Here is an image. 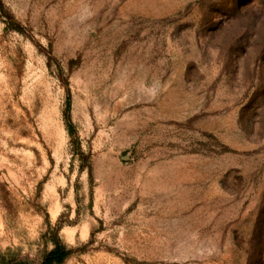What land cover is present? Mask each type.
I'll use <instances>...</instances> for the list:
<instances>
[{
  "label": "rangeland",
  "instance_id": "374dc122",
  "mask_svg": "<svg viewBox=\"0 0 264 264\" xmlns=\"http://www.w3.org/2000/svg\"><path fill=\"white\" fill-rule=\"evenodd\" d=\"M54 251L264 264V0H0V264Z\"/></svg>",
  "mask_w": 264,
  "mask_h": 264
},
{
  "label": "trees",
  "instance_id": "16d2710c",
  "mask_svg": "<svg viewBox=\"0 0 264 264\" xmlns=\"http://www.w3.org/2000/svg\"><path fill=\"white\" fill-rule=\"evenodd\" d=\"M57 254H59V251L57 252V251H54V252H52L51 254H50V257H48L47 258V261L44 263V264H51L52 263V261H51V257H55ZM64 255H61L60 256V258L61 257H63Z\"/></svg>",
  "mask_w": 264,
  "mask_h": 264
}]
</instances>
